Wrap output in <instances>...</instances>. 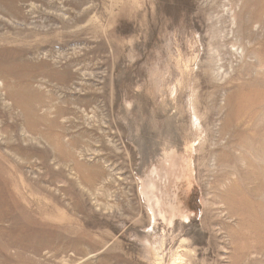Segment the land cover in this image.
Listing matches in <instances>:
<instances>
[{"label": "rangeland", "instance_id": "obj_1", "mask_svg": "<svg viewBox=\"0 0 264 264\" xmlns=\"http://www.w3.org/2000/svg\"><path fill=\"white\" fill-rule=\"evenodd\" d=\"M0 264H264V0H0Z\"/></svg>", "mask_w": 264, "mask_h": 264}, {"label": "bare ground", "instance_id": "obj_2", "mask_svg": "<svg viewBox=\"0 0 264 264\" xmlns=\"http://www.w3.org/2000/svg\"><path fill=\"white\" fill-rule=\"evenodd\" d=\"M263 19V18H262ZM257 22V21H256ZM256 28H257V26H256ZM242 53V52H241ZM27 231V230H26ZM32 236V235H31ZM19 241V240H18ZM37 244V243H36ZM28 246V245H27ZM20 248V247H19ZM23 247H21V249H22ZM25 249V248H24ZM27 249V248H26ZM26 252H28V251H26ZM32 252V251H31ZM33 253V252H32ZM4 263V262H3ZM11 263V262H10Z\"/></svg>", "mask_w": 264, "mask_h": 264}]
</instances>
